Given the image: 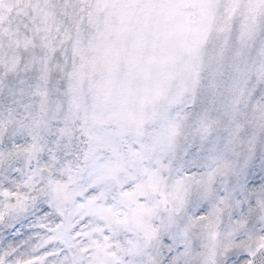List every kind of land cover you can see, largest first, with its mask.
Returning <instances> with one entry per match:
<instances>
[{
  "label": "snow or ice",
  "instance_id": "1",
  "mask_svg": "<svg viewBox=\"0 0 264 264\" xmlns=\"http://www.w3.org/2000/svg\"><path fill=\"white\" fill-rule=\"evenodd\" d=\"M0 264H264V0H0Z\"/></svg>",
  "mask_w": 264,
  "mask_h": 264
}]
</instances>
